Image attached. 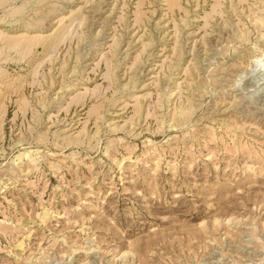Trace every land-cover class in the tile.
Returning a JSON list of instances; mask_svg holds the SVG:
<instances>
[{
	"label": "rangeland",
	"instance_id": "374dc122",
	"mask_svg": "<svg viewBox=\"0 0 264 264\" xmlns=\"http://www.w3.org/2000/svg\"><path fill=\"white\" fill-rule=\"evenodd\" d=\"M214 1L0 0V264H264V0Z\"/></svg>",
	"mask_w": 264,
	"mask_h": 264
},
{
	"label": "bare ground",
	"instance_id": "6f19581e",
	"mask_svg": "<svg viewBox=\"0 0 264 264\" xmlns=\"http://www.w3.org/2000/svg\"><path fill=\"white\" fill-rule=\"evenodd\" d=\"M171 1V0H170ZM237 1V0H236ZM174 2V1H173ZM213 2H215L214 0H213ZM216 2H218V1H216ZM244 2V1H243ZM215 5H216V3H215ZM172 8V7H171ZM71 15V14H70ZM209 16V15H208ZM138 19V18H137ZM81 21V20H80ZM60 30V29H59ZM16 34V33H15ZM24 34V33H23ZM18 35V34H17ZM17 35H15V36H17ZM20 35V34H19ZM18 35V37H20ZM22 35V34H21ZM2 36V35H1ZM38 36V35H37ZM6 37V36H5ZM4 36H3V39L5 38ZM8 37V36H7ZM17 37V38H18ZM23 37V36H22ZM22 37H20V38H22ZM24 37H25V35H24ZM31 38H28V37H25V38H28V40H27V43H25V45H21L20 43H19V40H16L15 39V37H13V40H11V38L10 39H8V41L9 42H7L8 43V47H10V48H15V47H20V46H23V48L24 49H29L32 45H36L37 44V38H32V36H30ZM56 37V36H55ZM62 37V36H61ZM2 38V37H1ZM39 38V37H38ZM7 39V38H6ZM19 39V38H18ZM35 39V40H34ZM45 39V38H44ZM43 39V40H44ZM26 40V39H25ZM25 40H23L24 42H25ZM4 41H5V39H4ZM62 41V40H61ZM60 41V42H61ZM2 41H0V43H1ZM3 43H5V42H3ZM2 43V44H3ZM4 45V44H3ZM40 45H42V44H40ZM46 45V44H45ZM3 48V47H2ZM5 49V48H4ZM108 72V71H107ZM110 87V86H109ZM85 94H86V92H85ZM25 103H26V101H25ZM76 104V103H75ZM97 106V105H96ZM95 106V107H96ZM99 107V106H98ZM97 109V108H96ZM97 112V111H96ZM93 114V113H92ZM96 115V114H95Z\"/></svg>",
	"mask_w": 264,
	"mask_h": 264
}]
</instances>
